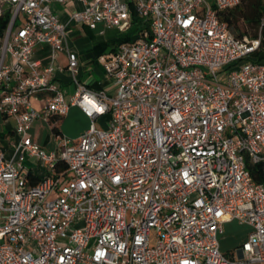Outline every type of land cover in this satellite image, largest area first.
I'll use <instances>...</instances> for the list:
<instances>
[{
    "label": "built area",
    "instance_id": "obj_1",
    "mask_svg": "<svg viewBox=\"0 0 264 264\" xmlns=\"http://www.w3.org/2000/svg\"><path fill=\"white\" fill-rule=\"evenodd\" d=\"M67 1L0 0V113L17 135L11 156L0 148V264H264V183L247 165L264 160V17L238 37L221 15L241 0H81L72 18L93 30L127 32L139 17L105 55L112 95L77 79L54 8ZM40 45L68 51L69 100L53 64L38 69ZM72 104L90 127L47 151L32 122ZM27 155L47 170L36 184ZM233 220L252 230L228 255L219 235Z\"/></svg>",
    "mask_w": 264,
    "mask_h": 264
},
{
    "label": "crops",
    "instance_id": "obj_2",
    "mask_svg": "<svg viewBox=\"0 0 264 264\" xmlns=\"http://www.w3.org/2000/svg\"><path fill=\"white\" fill-rule=\"evenodd\" d=\"M56 13L59 15L62 22L67 23L68 30V45L69 48L77 53L78 66H77V79L87 85L93 90H105L110 94H115L116 88L112 79L107 75L104 63L106 61L105 55L110 53L116 46L114 41L124 32H119L118 36L107 37L109 30H118L116 28L105 27L104 24H99L98 28L93 30L87 25H83L72 18L73 13L77 10H82L84 4L81 0H68L66 4H54ZM88 29L92 35L97 31L100 37H106L94 43L93 46L87 48L81 47L77 43H72L69 39L70 34L75 32V29ZM104 31V32H102ZM110 44L113 46L110 48ZM264 56V51L262 52ZM34 58L39 59L41 64L38 69L42 70L46 65L52 63L55 68V80L59 82L66 98L69 100L70 96L76 90L74 76L68 67V51L63 50L58 52L52 58V51L49 45H40L36 48ZM264 59V58H263ZM32 102L36 108L43 110L46 106V95L39 94L37 98H33ZM110 114L101 116L98 126H106ZM16 121L12 116L0 113V148L6 152L7 156L13 153L11 140L17 139L15 133ZM91 125V119L78 105L72 104L66 115L61 118L52 117L47 121L43 118H37L32 122L30 132L38 143L45 149L51 145L56 146V134L62 133L73 139H77L80 134L88 129ZM55 127H57L55 129ZM29 158L33 159V157ZM31 161H24L27 169L39 175L40 178L47 174L44 162L37 160V164L31 165Z\"/></svg>",
    "mask_w": 264,
    "mask_h": 264
},
{
    "label": "trees",
    "instance_id": "obj_3",
    "mask_svg": "<svg viewBox=\"0 0 264 264\" xmlns=\"http://www.w3.org/2000/svg\"><path fill=\"white\" fill-rule=\"evenodd\" d=\"M264 17V0H241V2L235 6L233 9L226 10L222 12L221 18L226 21L229 28L233 31V33L242 37L244 35L257 36L259 25L261 19ZM9 21V16L6 14L5 16L0 17V32L3 33ZM131 29H134L135 32L137 30L139 24V17L134 15V22ZM252 29V33L249 29ZM264 34V30H263ZM136 37L129 32H124L119 35L114 43L117 45L120 42L132 40ZM260 59H263V54H256ZM57 127H55L56 129ZM248 168L250 169L252 176L258 182L264 183V160L251 163L248 161ZM58 170H66L67 165L63 161H58L57 163ZM28 178L32 184L38 183L41 178L39 175H35L30 172Z\"/></svg>",
    "mask_w": 264,
    "mask_h": 264
},
{
    "label": "rangeland",
    "instance_id": "obj_4",
    "mask_svg": "<svg viewBox=\"0 0 264 264\" xmlns=\"http://www.w3.org/2000/svg\"><path fill=\"white\" fill-rule=\"evenodd\" d=\"M249 31L252 33V29L248 28ZM95 35H92L91 31L88 29H75V32L70 34L69 39L72 43H77L78 45H82L81 47L87 48L93 46L94 43L98 42L99 40H103L106 37H100L99 33L95 31ZM127 32L132 33L133 35H136V32L134 29H130ZM118 30H109L107 32V37L111 36H118L119 34ZM113 46V44H110V48ZM54 145H51L49 148H47V151H50L54 149ZM26 161H31V165H36L37 160L36 158H29V156H26ZM30 162V163H31ZM42 162V161H41ZM252 230V227L248 224L240 223L238 220H233L230 222H226L224 224V232L220 233L219 239H220V245L223 252L227 253L228 255H231L236 251V249L241 246L242 242L246 240L249 232Z\"/></svg>",
    "mask_w": 264,
    "mask_h": 264
}]
</instances>
